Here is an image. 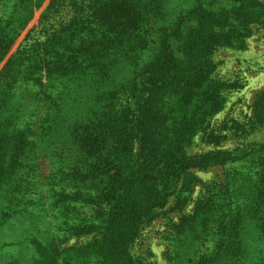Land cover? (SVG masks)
Segmentation results:
<instances>
[{
  "label": "trees",
  "instance_id": "16d2710c",
  "mask_svg": "<svg viewBox=\"0 0 264 264\" xmlns=\"http://www.w3.org/2000/svg\"><path fill=\"white\" fill-rule=\"evenodd\" d=\"M209 2L212 5V0ZM0 3L10 5L0 18V238L32 234L34 237L29 236L35 248L32 251L38 256L31 264H100L93 262L94 253L108 256L104 264H119L121 260L129 263L127 239H133L146 218L153 219L151 214L164 208L171 196L177 194L179 203L188 201L196 179L193 167L205 168L235 160V156L239 159L250 156L246 163L249 169L243 174L245 177L238 178L234 191L227 188L229 184H222L215 191L209 189L195 212L173 227L170 253L179 258L180 248L189 247V241L197 238V234L205 238L210 229L216 228L214 249L201 254L193 264H264V145L237 155L218 150L182 157L170 153L161 143L155 146L153 143L160 137L168 140L169 105L181 100L199 104L202 117L223 108V82L212 77L214 64L206 47L199 44L202 35H208L199 24H193L190 32L183 27L181 32L177 31L185 12L192 18L199 16L201 0H0ZM44 4L47 6L40 13L39 36L27 35L12 52L22 29ZM149 7L152 17L148 15ZM248 7L238 5L231 15H211L212 29L220 30V36L215 38L222 39V31L229 26H239L249 18L255 22L262 17L264 9L252 12L251 17V12L243 15ZM137 24L160 32L164 41H182L187 53L186 60L181 62L168 48H163V42L161 54L149 67L147 76L142 79L141 74L137 75L138 87L135 85L131 91L127 104L115 111L119 119L126 121L124 136L139 141L140 153L135 162L140 161L142 166L127 174L117 156L107 155V149H95L93 161H84L82 156L74 168L64 171L62 188L50 194L51 201L47 202L33 188L40 157L34 128L25 122L27 108L38 102L35 87L43 85L47 70L48 84L43 88L47 90L50 112L44 131L51 141L57 129H65L69 124L61 100L67 86L57 92L53 87L54 75L69 74L67 80H71L78 74H89V79L97 82L100 73L96 71L108 69L101 60L104 53L98 43L103 39L114 43L125 30ZM123 56L137 69L145 66V60ZM26 89H30L27 94ZM132 110L134 117H138L136 120L131 119ZM256 112L257 119L262 121L264 96ZM211 138L215 140L217 136ZM86 208L92 210L88 216L84 213ZM96 230L101 238L94 251L77 253L73 247L62 245L63 235H85ZM20 255L15 249H6V258L0 261L22 264Z\"/></svg>",
  "mask_w": 264,
  "mask_h": 264
},
{
  "label": "rangeland",
  "instance_id": "374dc122",
  "mask_svg": "<svg viewBox=\"0 0 264 264\" xmlns=\"http://www.w3.org/2000/svg\"><path fill=\"white\" fill-rule=\"evenodd\" d=\"M204 1L206 0H201L198 17L192 18L188 12H185L177 31L181 32L183 27L184 31L190 32L193 30V24H199L201 31L208 35H202L199 44L206 47V52L210 54L214 64L212 77L223 82L222 93L225 98L223 108L214 115L202 117V108L199 104H188L185 100H181L169 105L167 116L170 117V135L166 141L163 137L154 139V146L161 143L170 153L182 157L199 156L218 150L237 155L243 154V150L247 153L251 149H260L259 145H264V117H260L262 121L257 119L256 107L264 96V13L255 22H251L253 19L249 18L243 20L239 26L227 27L222 31V39L218 40L215 37L220 36V30L212 29L209 18L211 15H231L238 5L240 7L249 5L248 11H245L243 15L247 16L251 12V17L252 12L264 9V0H212V5L210 0L206 3ZM47 4L36 9L32 19L22 29L12 52L27 35L39 36L40 13ZM9 6V3H0V18L7 13ZM151 9L149 7L147 11L152 17ZM124 32L126 33L116 38L114 43L106 39L98 43L99 49L104 53L101 60L107 64L108 69L96 71L100 73L97 76V82H94L93 78L90 80L89 74L85 76L78 74V77L71 80H67L71 76L69 74L57 72L54 75L53 87L57 92L63 86H67L61 100L69 124L65 129H57L51 141H48L49 136L44 131L47 125L45 120L49 118L50 112L47 90L43 88L48 84L47 70L43 74V85L38 84L35 87L38 88V102L27 108L25 122L34 128L40 157L37 176L33 179L36 185L33 188H37L41 197H44L47 202L51 201L50 194L62 188L64 171L74 168L82 156L85 157L84 161H93L95 149L100 151L107 149V155L117 156L119 165L126 170L127 174L133 168L142 166L140 161L135 162V156L140 153L139 141L136 137L124 136L126 121L119 119V113L115 114V111L127 104L131 91L137 83V75L141 74L142 79L147 76L149 67L161 54L163 42V48H168L170 53L172 52L171 54L181 62L186 60L187 53L182 41L168 39L164 41L160 32L148 29L145 24L142 26L137 24ZM86 45L89 46V43ZM124 54L145 60V66L141 69L135 68L129 58L123 56ZM29 90L26 89L25 93H29ZM134 116L135 112L131 119L136 120L138 117ZM215 135L217 138L214 140L211 137ZM81 149H84V152ZM235 157V160L224 164H212L205 168L193 167L191 170L195 173L196 179L188 201L179 203L177 194L171 196L164 208L156 209V212L151 214L153 219L146 218L133 239L128 238L129 233H127L125 235L129 243L127 252L131 260L129 263H124V260L119 262V256H117L116 262L119 264H193L201 254L210 253L217 239L216 228L210 229L205 238H202V234H197V238L189 241L190 248L186 247L184 250L183 247L180 248L182 253L179 258H175L170 253L172 243L170 231L186 215L195 212L198 204L204 200L205 195H208L209 189L215 191L222 184H229L227 188L230 191L237 188L238 178L249 169L246 163L250 156L247 159ZM257 167L254 165V168ZM254 168L251 169L254 170ZM249 193L250 191L248 196ZM84 213L88 216L92 210L86 208ZM35 234L36 231H34ZM29 236L32 238L33 235L21 234L20 237L15 235L0 238V259H4L6 249H15L19 255L21 252L19 259L22 264H31L38 255H34L32 251L34 246ZM100 238L99 230L85 235L61 236L63 247H73L77 253L98 249ZM115 252L113 250L112 253L116 254ZM107 257L105 253L104 255L94 253L93 262L104 264ZM2 263L3 261H0V264Z\"/></svg>",
  "mask_w": 264,
  "mask_h": 264
}]
</instances>
